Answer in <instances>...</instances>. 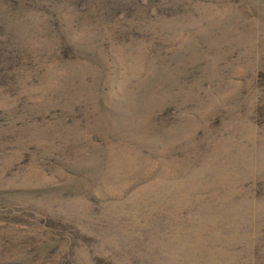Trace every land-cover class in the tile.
Returning a JSON list of instances; mask_svg holds the SVG:
<instances>
[{
    "label": "rangeland",
    "instance_id": "rangeland-1",
    "mask_svg": "<svg viewBox=\"0 0 264 264\" xmlns=\"http://www.w3.org/2000/svg\"><path fill=\"white\" fill-rule=\"evenodd\" d=\"M0 264H264V0H0Z\"/></svg>",
    "mask_w": 264,
    "mask_h": 264
}]
</instances>
